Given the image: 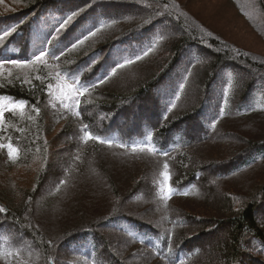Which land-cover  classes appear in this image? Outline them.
<instances>
[{
    "label": "rangeland",
    "instance_id": "rangeland-1",
    "mask_svg": "<svg viewBox=\"0 0 264 264\" xmlns=\"http://www.w3.org/2000/svg\"><path fill=\"white\" fill-rule=\"evenodd\" d=\"M126 1L115 2L116 5L122 3L123 6L120 4L114 6V1L109 0L101 6L89 5L76 11L71 22L59 28L56 40L60 43L66 40L73 21H78L86 12L91 13L81 18L76 28L78 31L85 29L88 31L96 20L105 15V12L111 16L122 14L123 17L107 23L94 35H89L81 44L79 52L90 53L103 49L104 46L101 44L110 33L118 35L132 33V28L141 23L137 21L138 15L145 12H142L141 7L136 4L126 5ZM26 2L27 0H0V29L7 27L9 22L21 19ZM262 2L264 3V0ZM172 3L181 9L185 17L197 28L211 33L210 36L215 39L214 41L227 45L228 51L236 54V57L246 58L243 61L225 63L221 68L218 66L216 70L218 73L210 89L200 87L199 90L196 84V76L205 72L214 61L210 58V52L215 50L214 41L204 40V43L201 42L203 50L201 47L189 50L181 65L175 68L169 81L160 83L162 85H158L157 89L140 100H137L136 96L130 97L131 91L141 79H146L159 66L169 67L165 58H168L167 49L171 48V44L167 39L154 48L145 59L133 66H124L117 70L110 80L100 84L95 91L87 92L85 89L88 88L79 86L75 81L79 69H71L68 72L71 85L64 80L55 81L50 96L42 104L43 109L37 110L36 107L24 104L23 108L11 110L13 104L17 102L4 104L2 100L0 101V106H8L4 109V117L0 122V196L22 206L27 202L31 203L33 210L30 207V211L36 229L46 234L50 241L62 242H57L53 246L56 264H95L89 257L80 253L78 245L72 247L73 243L65 241L69 229L72 234L81 228H77L78 223L86 222H90L87 228L92 227L90 229H93L94 233L104 236L108 242L106 247L102 241L100 242L97 264H116V262L170 264L156 257L149 246L132 241L116 226L107 227L106 218H116L118 214L124 213L127 217L143 224L157 227L166 239L169 240L171 237L173 240V238L177 239V233L179 235V232L186 230L185 227L192 231L198 230L196 225L195 227L190 225L187 218L188 214L192 213L190 209H193L195 214L200 213L208 217L209 209L217 206L212 202L211 197L204 196L207 193V191L204 193V184L190 196L160 200L155 191V177L163 169L164 159L158 154L146 155L125 149L113 140H106L112 142L108 144L94 139L99 137L101 140L103 135L98 133L113 130L124 135H129V130L140 132L142 124L148 121L151 126H156L162 119L157 110L167 103V98L173 92L171 84L179 74L180 77L187 74L182 82L183 96L179 97L174 110L169 115L173 117L176 114L192 111L201 100L202 103L198 106L200 111L197 114V119L201 121L199 124L196 121L198 125L194 130L192 125L195 124V119L180 125L179 129H186L189 126L190 130H184L182 134L186 141L193 142L194 148L183 149L182 154H177L172 162L173 166L175 160L186 157L189 153L192 155L194 151L196 152L193 153L194 158H199L203 164L225 160L213 167L212 171L204 173L207 178L209 175L211 177L213 172L214 176L210 179L208 188L221 198L226 193L230 195L244 193L248 197L253 192L255 184L262 182L264 178V155L258 156L255 153L258 148L264 146L262 141L264 137V111H262L264 110V15L255 5V0H172ZM130 14H133L132 19ZM46 19L43 16L40 23L45 36L53 33L57 25V19L55 22ZM157 30L168 33L173 31L172 36L175 37L179 28L173 23L153 24L150 33H156ZM36 44L37 40L34 42V49H38L39 44L37 46ZM55 61L56 58L52 53L32 65L18 66L6 61L0 67V83L19 80L21 84H29L39 71L40 76L43 75L44 70L52 74L59 69L61 65H56ZM112 91L121 94L122 97L113 102H119L115 111L107 114L105 105L108 103V97L105 95L106 92ZM202 91L205 96H201ZM56 93L61 96L60 103L56 99ZM164 95H166L164 101L160 102ZM125 97L127 98L125 101H120ZM172 100L173 98L171 102ZM66 101L69 102L67 110L63 106ZM43 110L48 116L43 118L46 127L41 137L37 133L29 144L23 145L17 139L18 134L26 140L33 127L39 131L38 124L43 120ZM210 114H217L212 122L207 121ZM158 117L159 119H156ZM93 119L94 125L90 126ZM68 127H73L71 137L65 135ZM178 133H171L170 137ZM89 134L93 138H88ZM247 136H256L251 137V140L256 144L259 143V146L248 145L247 141L250 137ZM204 142L206 143L202 144ZM226 162L230 166H224ZM241 162L242 165H238ZM152 166H155L153 174ZM238 167H240L239 171L236 170ZM43 176L47 182L40 181ZM143 179H148L152 188L151 195L143 189L141 183ZM235 194L234 196H237ZM198 201L211 203L208 207L202 208ZM1 216L0 225L7 223ZM259 219L261 226L264 225V199L262 215ZM165 223L170 224L166 230L167 234L162 229ZM217 229L213 228L215 233L200 237L193 242V246L202 244L204 247L198 259L218 251V247L226 242V230L222 226ZM5 231H9L12 237L15 235L16 239L19 236L10 222L7 223ZM20 239L13 252H19V246L29 250L33 248L23 236H20ZM180 253L182 251L174 252V254ZM16 257V254H9L4 260L0 259V264H41L42 262L38 253L37 256L28 253L25 257Z\"/></svg>",
    "mask_w": 264,
    "mask_h": 264
},
{
    "label": "trees",
    "instance_id": "trees-1",
    "mask_svg": "<svg viewBox=\"0 0 264 264\" xmlns=\"http://www.w3.org/2000/svg\"><path fill=\"white\" fill-rule=\"evenodd\" d=\"M103 1L104 2H102V0H27L26 8L22 10L21 19L11 23L9 22L8 25L6 24L7 27H2V29H0V36H3L5 32L9 33L0 43V64H3L6 55L13 60L33 61V63H29V65L36 64L39 61L35 62L34 57L38 56L41 51H44L46 55L52 53V56L56 58V65L60 64L61 67L53 71L52 74L46 73L44 70L42 72L43 75L39 76V71L29 84H21L19 80L15 82H1L0 98L12 99L15 102L23 101L24 104L30 105V107H36L35 109L40 110L43 106L42 104L47 100V97L50 96L52 85L55 81L64 80L71 85L72 81L69 79L68 73L71 69H79V73L75 80L79 86L88 88L87 92L95 91L100 84L110 80L117 70L124 66H133L138 61L145 59L162 41L168 39L167 42L171 44V48L167 49L168 58L166 57L165 59L167 60V64L169 63V67L160 68L161 66H159V68L152 71L146 79L140 80L130 93V95H132L130 97L136 96V99L140 100L157 89V87H159L158 85H162L165 80L169 81L174 74L175 68L177 69V67L181 65L189 50L191 51L193 48L197 47H201L203 50L202 43H204V40H215L210 36L212 35L211 33L199 27L197 28L194 23L188 20L181 9L172 3V0H127L125 2L126 5L136 4V6L141 7L142 12H145V14H139L141 16L138 15L137 21H141V23H139L137 27L132 28V33L130 34H108L106 36L107 39L101 44L104 46L101 50H95L90 53L83 51L79 52L82 46L80 41H84L85 37L102 30L107 23L119 17L122 18V14H114L111 16L107 15V12H105V15H102L101 18L96 20L88 31H86V29L78 31L76 28L82 20L81 18L91 13L86 12L78 21H73L71 31L66 40L61 43L59 40H56L59 28L61 25H65V21H68L69 16L73 18V13H76V11H80L89 5L101 6L109 0ZM111 1H114V6L119 4L123 6L122 3L116 5L115 2L117 0ZM255 2V5L260 8L261 13L264 15V3L262 0H255ZM180 7L183 8L182 6ZM94 13L99 14L98 12ZM132 15L133 14H130V19H132ZM43 16L46 17V20L49 22H55L57 19L54 32L47 36L43 34V29L40 27ZM143 16H145V18H143ZM164 23H173L175 27L179 28L175 37L172 36L174 34L173 31L168 33L157 30L156 33H150L153 30V24L161 25ZM36 40L37 44H39L38 49L33 48ZM62 43L63 45L61 46ZM73 45H76V47H73ZM213 46L215 50L210 52V58H212V60L214 59L212 65L206 69L205 72L196 76V84L199 90L200 87H202V89H210L211 83L215 80L218 73V71H216L218 66L221 68L225 63L246 60L245 57H236V54L229 52V47L222 42L214 41ZM68 62L70 63L66 65ZM179 75L176 76L175 82L171 84L173 92L167 98V103L164 104V107L162 106L157 110L162 119L156 126H151L150 121H148L142 124L140 132L129 130V135H124L116 130L98 134L103 135L102 139L104 141L108 139L113 140L125 149L139 152L140 154H158L159 157L165 160L163 169L159 175L155 177V191H157L160 200L167 201L170 197L190 196L194 194V191L197 192L199 187L204 184V193L207 191L204 196L206 198L211 197L213 200L212 202H215L217 206L209 209L210 216L208 217H204L200 213L195 214L196 212L190 209L192 213L188 214L187 218L190 225H193V227L196 225V229L198 228V230L192 231L190 228L185 227L186 230L179 232V235L177 233V239L173 238V240L171 237L169 240L166 239L165 235H163L157 227L155 228L154 226L143 224L138 220L127 217L124 213L118 214L116 218L107 217L105 225L107 227L116 226L124 234L128 235L132 241H137L143 246H149L156 257L170 264H264V225L261 226V223L258 222L262 215L263 208L264 178L262 182L260 181L255 184L252 189L253 192L251 194L249 193L250 195L248 197H246L244 193L243 195L234 193L237 196L226 193L224 197L221 198L208 188L210 187V179H213L214 176L213 172L211 177L209 175L207 178L204 173L212 171L211 169L213 167L225 160L218 163L212 162L203 164L199 158H194L193 153L196 154L194 151L192 155L189 153L186 157L175 160V166L172 164L175 156L183 153V149L187 150L188 148H194L192 146L193 142L186 141L182 134L184 130H190L189 126L186 127V129H179L180 125H183L185 121L190 122L192 121L191 119H195V124L192 125L194 130L195 126L197 127L199 121H201L197 119V114L200 111V107L198 106L202 103L201 100L199 101V105L197 104L198 106L192 111L176 114L173 117L169 115L175 108L173 105L176 106L179 97L183 96L184 86L182 82L186 79L187 74L185 73L182 77ZM203 92L204 91L201 92V96L205 94ZM105 97L109 98H107L108 103L105 105L108 114L109 112L115 111V107L119 102H113L120 99L122 96L112 91L106 92ZM165 97L166 95L161 98L160 102H163ZM172 98L173 100L171 102ZM126 99L125 97L120 101H125ZM63 106L67 110L69 102L66 101ZM255 109L260 110L261 108ZM96 110H98V108ZM46 116H48V114L43 110L42 119ZM216 117L217 114H210L209 119L207 120V117L206 120L212 122ZM156 119H159V117ZM94 121L93 119L90 126L94 125ZM196 121H198V124ZM203 121L205 122V120ZM38 126L40 128L39 131L36 130V127H33L26 140H23L20 134H18L19 136L17 135V139L23 145L25 143L27 145L33 140V137L36 136L37 133L41 137L46 127L45 119L40 120ZM68 128L65 135L71 137V129H73V127ZM171 133L178 134L174 137H170ZM247 137H250L247 141L248 145L252 144L254 147L255 145L259 146V143L256 144L255 141L251 140V137L256 136ZM262 141L264 142V137ZM205 143L206 142L202 144ZM255 153L258 156L264 155V146L258 148ZM226 163L227 164L224 166H230L228 162ZM165 165H167V168H165ZM238 165L241 166L242 162ZM239 169L240 167L236 170L239 171ZM154 170L155 166H152V174ZM165 173L168 175L166 176ZM134 178L136 179L135 176ZM40 181L42 183L47 182L44 176ZM141 183L143 184V189H145L146 192L148 191L151 195L152 188L150 187L148 179H143ZM138 184H140V182ZM169 189H171V191H169ZM33 197L34 195L32 198ZM198 203L203 208L208 207L211 202L198 201ZM30 207L32 208L31 210H33V206H31L30 202L22 206L12 202L10 199L0 196V208L5 209V211L0 212L2 215L0 216L3 221H7V223L10 222L14 226L15 231H17V235H19L17 239L15 235L12 237L9 235V231H5L7 223L4 222L0 225V259L4 260V258L9 257V254H16L17 257H25L28 253H33L36 256L38 253V256L42 258L41 264H56L53 246L56 245L57 242H62L56 239L57 242L52 240L55 242V244H53L46 234L36 229L37 226L34 225L33 214L30 211ZM169 220L172 222L171 217H169ZM173 220H175V218ZM88 223L90 222L78 223L77 228H81L72 234H70L71 229H69V235L65 238V241L73 243L72 247L78 245L80 253L89 257V259L97 264L96 261L99 259L100 250L99 244L102 241L106 247L108 242L105 240L104 236L94 233L92 231L93 229H90L92 227L89 226V228H87L86 226H88ZM165 224L166 225L162 229H164L163 231L167 234L166 230L170 224ZM220 226L226 230V242L223 243L221 247H218V251L216 250L217 252L213 251L214 254L210 253L209 255H205L204 258L198 259L204 247L202 244L193 246V242H196L200 237L215 233L213 228L219 229ZM94 231L97 230L94 229ZM20 236H23V238L30 242L33 247L31 250L19 246V252H13L17 246L16 243H20L21 241ZM175 251H182V253L174 254ZM38 261L41 260L38 259ZM116 264L120 263L116 262Z\"/></svg>",
    "mask_w": 264,
    "mask_h": 264
},
{
    "label": "snow or ice",
    "instance_id": "snow-or-ice-1",
    "mask_svg": "<svg viewBox=\"0 0 264 264\" xmlns=\"http://www.w3.org/2000/svg\"><path fill=\"white\" fill-rule=\"evenodd\" d=\"M74 15H75V13H73V16ZM71 19H72V16H69L68 17V21H70ZM68 21H65V25L67 24ZM65 25H61V28H63ZM8 35H9V33L8 32H5L3 34V36H0V40H3ZM93 35H94V33H93ZM85 39H87V37H85ZM80 43H83V41H80ZM73 47H76V45H73ZM45 55H46V53L44 51H41L38 56H35L34 57V61L35 62L41 61L44 58ZM8 62H10L13 65H18V66H20V65H27L29 63H33V61H21V60H11V61H8ZM2 66L3 65L0 64V67H2ZM85 91H87V89H85ZM77 102H78V99H77ZM7 107H8L7 105L0 106V122H2V120H3V117H4V109L7 108ZM23 107H24V102L23 101H20V102H17L15 104H13L11 110H14L16 108H23ZM173 107H175V106L173 105ZM85 128H87V125H85ZM88 138L91 139L93 137H91V135L89 134L88 135ZM94 139L99 140L101 143H108V144H111L112 143L111 141H103V140H100L99 137H95ZM165 168H167V165H165ZM165 175L167 176L168 174L165 173ZM169 191H171V189H169ZM3 211H5V209L0 208V212H3Z\"/></svg>",
    "mask_w": 264,
    "mask_h": 264
}]
</instances>
